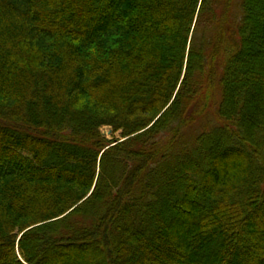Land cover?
<instances>
[{"label":"trees","instance_id":"trees-1","mask_svg":"<svg viewBox=\"0 0 264 264\" xmlns=\"http://www.w3.org/2000/svg\"><path fill=\"white\" fill-rule=\"evenodd\" d=\"M0 264H264V0H0Z\"/></svg>","mask_w":264,"mask_h":264},{"label":"rangeland","instance_id":"rangeland-1","mask_svg":"<svg viewBox=\"0 0 264 264\" xmlns=\"http://www.w3.org/2000/svg\"><path fill=\"white\" fill-rule=\"evenodd\" d=\"M214 98H215L216 102L219 101V93L218 92H217V94H215ZM200 127H201V124L199 122H195L194 124H192V126L184 128L183 129L184 133L182 135L184 140L192 141V139L196 136V134L199 133ZM101 134L106 139H109L112 141H116V140L122 141L120 139V132L113 133L112 129L110 127H103L101 129Z\"/></svg>","mask_w":264,"mask_h":264}]
</instances>
